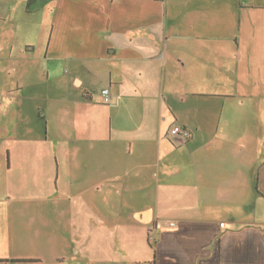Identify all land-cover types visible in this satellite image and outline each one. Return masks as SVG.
Listing matches in <instances>:
<instances>
[{"label": "crops", "instance_id": "1", "mask_svg": "<svg viewBox=\"0 0 264 264\" xmlns=\"http://www.w3.org/2000/svg\"><path fill=\"white\" fill-rule=\"evenodd\" d=\"M0 264H264V0H0Z\"/></svg>", "mask_w": 264, "mask_h": 264}, {"label": "built area", "instance_id": "2", "mask_svg": "<svg viewBox=\"0 0 264 264\" xmlns=\"http://www.w3.org/2000/svg\"><path fill=\"white\" fill-rule=\"evenodd\" d=\"M101 95L104 103H108L110 101V92L107 87L101 89ZM169 135L171 136L174 142L180 143L184 142L190 137V132L183 126L179 124H174L169 130ZM170 224L173 225L172 222Z\"/></svg>", "mask_w": 264, "mask_h": 264}, {"label": "trees", "instance_id": "3", "mask_svg": "<svg viewBox=\"0 0 264 264\" xmlns=\"http://www.w3.org/2000/svg\"><path fill=\"white\" fill-rule=\"evenodd\" d=\"M175 143H177V142H175ZM182 142H180V143H177V144H181Z\"/></svg>", "mask_w": 264, "mask_h": 264}]
</instances>
